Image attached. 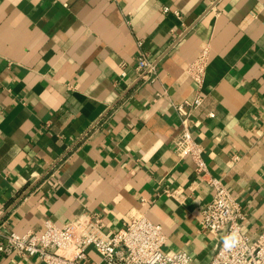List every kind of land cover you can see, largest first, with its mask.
<instances>
[{
    "label": "crops",
    "instance_id": "obj_1",
    "mask_svg": "<svg viewBox=\"0 0 264 264\" xmlns=\"http://www.w3.org/2000/svg\"><path fill=\"white\" fill-rule=\"evenodd\" d=\"M206 50L193 136L209 173L264 228V0H0V209L40 232L98 212L134 213L165 249L208 264L220 235L200 223L212 188L173 150V104L192 99L189 64ZM155 63L143 79L136 57ZM124 72V74H122ZM209 113H212L210 115ZM166 191V192H165ZM89 259L99 255L89 249ZM0 264H42L37 256Z\"/></svg>",
    "mask_w": 264,
    "mask_h": 264
},
{
    "label": "built area",
    "instance_id": "obj_2",
    "mask_svg": "<svg viewBox=\"0 0 264 264\" xmlns=\"http://www.w3.org/2000/svg\"><path fill=\"white\" fill-rule=\"evenodd\" d=\"M207 63L206 50L187 67L196 83L192 99L173 104L178 130L172 138L179 159L189 156L196 172L212 188L211 199L201 212L200 223L208 232L220 235L218 246L208 264H264V228L255 236L242 230L245 218L239 202L222 179L209 173L203 158V146L193 136V113L203 102L201 87ZM136 69L143 79H153L155 63L144 52L136 57ZM124 74V72H122ZM212 115V113H209ZM166 192V191H165ZM0 209V260L9 256H37L42 264H189L190 255L165 249L167 236L159 223L144 213H134L117 229H106L98 212L82 214L58 225L45 219L40 232L18 233L8 228ZM235 235L236 242L225 248L226 237ZM89 249L99 255L89 259Z\"/></svg>",
    "mask_w": 264,
    "mask_h": 264
},
{
    "label": "clouds",
    "instance_id": "obj_3",
    "mask_svg": "<svg viewBox=\"0 0 264 264\" xmlns=\"http://www.w3.org/2000/svg\"><path fill=\"white\" fill-rule=\"evenodd\" d=\"M235 242H236L235 235L233 234V236L225 238L224 246H225V248H230L231 246L234 245Z\"/></svg>",
    "mask_w": 264,
    "mask_h": 264
}]
</instances>
